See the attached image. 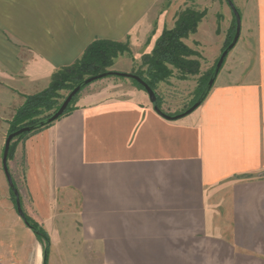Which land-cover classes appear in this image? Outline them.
<instances>
[{
    "label": "crops",
    "instance_id": "crops-1",
    "mask_svg": "<svg viewBox=\"0 0 264 264\" xmlns=\"http://www.w3.org/2000/svg\"><path fill=\"white\" fill-rule=\"evenodd\" d=\"M235 1L239 39L189 115L167 120L123 84L18 145L23 207L62 264H264V0ZM176 3L0 0V123L94 40L127 42L113 65L133 69Z\"/></svg>",
    "mask_w": 264,
    "mask_h": 264
},
{
    "label": "rangeland",
    "instance_id": "rangeland-1",
    "mask_svg": "<svg viewBox=\"0 0 264 264\" xmlns=\"http://www.w3.org/2000/svg\"><path fill=\"white\" fill-rule=\"evenodd\" d=\"M233 2L234 5L236 4L235 7H239V4L235 0H233ZM176 6L178 7L176 17L179 12L186 8H193V10L204 12V17L202 18V23H200L201 25L198 33L195 35L190 34L187 36L188 38L183 40L191 50H194L200 55V57H196L199 64L198 73L181 78L178 76L177 70L173 69L171 77L167 78L161 87L157 88L156 86L155 88L156 95L159 98L158 102L160 104V109L167 114L181 113L194 103L199 95L198 85L201 79L205 77V75L212 73L217 62L216 60H218L223 47L232 40L235 32V23H233L234 17L225 0H177ZM171 10L172 5L169 8V11ZM170 23L171 19L168 14L165 20L163 22L161 20L157 26L160 29L162 27L161 24L169 25ZM114 60L112 65L114 64ZM141 64L142 62L129 70L128 68L130 65L128 60L121 58L115 65L107 67L106 71L129 73L133 75L145 69ZM112 67H114V69H112ZM123 84L135 85L129 78L117 76L102 78L86 86L83 91L81 90L78 92L79 94L69 106L74 107V104L78 102L84 93H89L93 90L96 91L97 89L96 96L100 97L101 91H104V94H109L106 91L114 90ZM68 92L69 91L66 90L59 92L62 97L59 102L63 101ZM48 114H45V117ZM10 115L8 114V116L2 117L1 121L3 123H0V264H62L60 261L65 259V255L57 250L58 246H56V243L50 241L52 238H50L47 233L48 231L41 226L49 237V245H46L43 240H39L35 234L21 222L22 220L17 215L16 209H14V198L6 184L7 182L2 172L1 165L4 141L10 132V119H12L14 114H12V116ZM21 141V139L18 140L17 138L12 141V143H14V148L7 158V163L15 186L19 193L20 191L24 193L22 178L23 158L20 152H17L19 150L18 145ZM20 201L23 209L21 196ZM24 206L25 208L27 207L26 204ZM25 208L23 211L26 214L27 211ZM54 240H57V238H54ZM45 249H47L46 253H44ZM68 258L74 260H80L82 258L88 260L95 259L92 253H69Z\"/></svg>",
    "mask_w": 264,
    "mask_h": 264
},
{
    "label": "trees",
    "instance_id": "trees-1",
    "mask_svg": "<svg viewBox=\"0 0 264 264\" xmlns=\"http://www.w3.org/2000/svg\"><path fill=\"white\" fill-rule=\"evenodd\" d=\"M203 17L204 12L193 10V8L182 10L177 14L175 23L173 24L174 26L170 29H164L160 36L157 37L151 53L142 57L141 65L145 67V69L136 75L141 77L151 89L155 91L157 84L171 77L173 69L177 70L178 76L181 78L198 73L199 64L196 57L198 58L200 55L194 50H191L183 40L188 38L187 36L190 34H195L198 23ZM227 45H225V47H227ZM224 49L223 47V50ZM129 53L130 49L127 42L94 40L81 54V57L73 64L62 67L53 73L51 80H49L50 83L45 90L23 97L24 101L22 105L17 107L12 119H10V132H14L25 126L35 125L46 119L51 113L57 110L61 104V102H59L62 98L59 93L60 91L66 90L70 92L75 86L81 83L83 79L108 72L106 68L112 65L113 60L117 58L119 54L123 55ZM210 76L211 73L205 75V77L201 79L198 85V97L204 90V86H206ZM133 82L136 87L141 90L143 89L138 83L135 81ZM158 101L159 98L157 97L156 104L160 107ZM71 103L69 105H71ZM69 105H67L68 107L60 117L68 115L74 110V107ZM45 114L48 115L45 117ZM50 124L36 128L34 131L21 133L17 139L22 140L28 135L48 127ZM13 148L14 143H11L8 157ZM26 219L31 226L29 229L33 234H35L39 240H43L46 245H49V237L48 234L45 233L46 231L28 215H26ZM46 252L47 249H45L44 253Z\"/></svg>",
    "mask_w": 264,
    "mask_h": 264
},
{
    "label": "water",
    "instance_id": "water-1",
    "mask_svg": "<svg viewBox=\"0 0 264 264\" xmlns=\"http://www.w3.org/2000/svg\"><path fill=\"white\" fill-rule=\"evenodd\" d=\"M225 2L227 3L228 7L230 8L229 10H231L233 17H234V23H235V32H234V36L231 40V42L227 45V47H224L225 49L221 52L218 60H216V64L215 67L211 73V76L206 84V86H204V90L202 91V93L200 94V96L198 97V99L185 111L175 114V115H169L166 114L164 111H162L160 109V107L157 106L156 101H157V95L156 92L151 89L148 84L141 78L138 77V75L136 74H129V73H122V72H113V71H108L105 73H101L98 75H94L91 77H87L85 79L82 80L81 83H79L77 86H75L70 92H68L67 96L64 98V100L61 102V104L59 105L58 109L55 110L53 113L50 114V116H48L46 119L38 122L35 125L32 126H25L22 127L14 132H10L5 141H4V145H3V152H2V158H1V165H2V172L4 173L5 179H6V184L8 185L10 191L12 192V197L14 198V204H15V208L16 209V213L17 215L20 217V219L22 220L21 222H23V224L27 227L30 228V224L28 223V221H26V215L22 209V205H21V201H20V194L19 191L17 189V187L14 184V180L13 177L9 171V167H8V155H9V150H10V145L12 143V141L17 138L18 136L21 135V133H26V132H30V131H34V129L45 126L47 124L53 123L54 121L57 120V118H59L64 111L66 110V108L68 107L67 105H69L72 101V99L78 94V92H80L81 90H83L86 86H88L89 84L98 81L102 78H108V76H117V77H121V78H129L133 81H135L136 83H138L143 89V91L147 94L149 102L153 104V109L154 111L157 113V115H160L161 117L167 119V120H177L180 118H183L187 115H189L191 112H193L194 110L198 109V107L202 104V102L204 101L203 99L206 98V96L208 95L210 89L212 88L211 86L214 84L216 77L218 75V73L220 72L224 60L226 59L228 53L233 49V47L236 45L238 39H239V34L241 31V18H240V14L238 12V10H236L237 8L235 7L234 3L232 0H225Z\"/></svg>",
    "mask_w": 264,
    "mask_h": 264
}]
</instances>
